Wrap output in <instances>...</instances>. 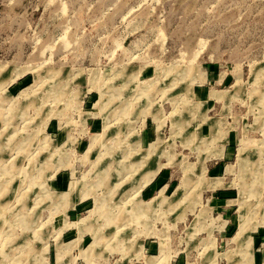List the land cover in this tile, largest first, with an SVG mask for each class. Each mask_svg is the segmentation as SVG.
I'll return each instance as SVG.
<instances>
[{
  "label": "rangeland",
  "instance_id": "374dc122",
  "mask_svg": "<svg viewBox=\"0 0 264 264\" xmlns=\"http://www.w3.org/2000/svg\"><path fill=\"white\" fill-rule=\"evenodd\" d=\"M0 264H264V0H0Z\"/></svg>",
  "mask_w": 264,
  "mask_h": 264
},
{
  "label": "bare ground",
  "instance_id": "6f19581e",
  "mask_svg": "<svg viewBox=\"0 0 264 264\" xmlns=\"http://www.w3.org/2000/svg\"><path fill=\"white\" fill-rule=\"evenodd\" d=\"M245 212V211H244ZM263 213V212H262ZM246 216V215H245ZM243 219V218H242ZM248 219V216H247ZM247 221V220H246ZM246 223V222H244ZM244 223L243 220L240 221V227L239 230L237 232V234L235 235V239H240L241 238V234L244 233ZM246 231V230H245Z\"/></svg>",
  "mask_w": 264,
  "mask_h": 264
}]
</instances>
